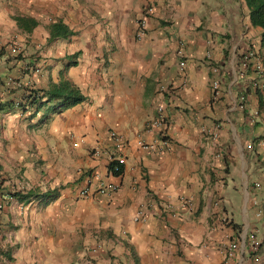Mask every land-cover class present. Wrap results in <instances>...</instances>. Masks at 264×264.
<instances>
[{
	"label": "crops",
	"instance_id": "obj_1",
	"mask_svg": "<svg viewBox=\"0 0 264 264\" xmlns=\"http://www.w3.org/2000/svg\"><path fill=\"white\" fill-rule=\"evenodd\" d=\"M248 13L244 0H0V264H264V45ZM54 21L72 34L49 38ZM61 80L84 99H47ZM160 104L164 125L147 129ZM160 133L166 147H139Z\"/></svg>",
	"mask_w": 264,
	"mask_h": 264
},
{
	"label": "built area",
	"instance_id": "obj_2",
	"mask_svg": "<svg viewBox=\"0 0 264 264\" xmlns=\"http://www.w3.org/2000/svg\"><path fill=\"white\" fill-rule=\"evenodd\" d=\"M152 13V6L150 5H146L143 7L142 12L140 14V17L138 18V20H136V30H135V36L137 38L141 37L144 34V28H145V19ZM9 49L12 53H17L18 52V47L16 46L15 43H11L9 45ZM176 54L178 56H182V52L181 50H177ZM252 53H248V55L250 56ZM205 57L208 58V55L206 54ZM209 64V70L210 72L216 74L217 73V66L214 65L213 63H211L209 61H207ZM183 61L180 60L178 62L179 66H183ZM33 72H37V69L34 68L32 70ZM256 72L258 74V77H260L259 80H261L260 82L256 83V85L258 86L259 90L261 92H264V75L262 73V71L260 70V66L257 65L256 66ZM218 84H219V80L217 78H212L210 80V88L212 90V94L213 96H217L218 94ZM23 100H27L28 99V94L24 93L23 94ZM240 106H243V97L240 96ZM156 111V115L150 120L148 121V123L146 124V128L147 129H159L162 127V125H164L165 123V116H164V109H163V105H157L155 108ZM109 137L111 138L112 142H113V146H114V150L112 154H107V160L110 164V174L112 175V172H118L120 170V168L123 167L124 165V156L122 153V147H123V142L122 139L120 138V136H118L115 131H110L109 132ZM159 141H157L156 143H145L142 141L138 142L139 147H141L144 150H161L163 147H166V140L165 137L163 135V133L159 134ZM257 146H264V139H259L256 142ZM246 147L248 149H251V145L247 144ZM92 153L94 155H98V150L94 149L92 151ZM114 176V175H113ZM87 182H89V179H86ZM88 184V183H87ZM255 187H258V184H255ZM116 189V185L112 184V183H105V184H100L97 187V192L99 194H109L111 192H113ZM80 195H82L83 197H89L90 193L88 191V187H83L80 189L79 191ZM19 209H22V205L18 206ZM142 211H138L137 212V218H141L142 219ZM250 248L255 252L257 251V248L259 246V242L252 238L249 242ZM236 248V243L234 242H230L228 244V251L227 254L230 255L232 250H234Z\"/></svg>",
	"mask_w": 264,
	"mask_h": 264
},
{
	"label": "trees",
	"instance_id": "obj_3",
	"mask_svg": "<svg viewBox=\"0 0 264 264\" xmlns=\"http://www.w3.org/2000/svg\"><path fill=\"white\" fill-rule=\"evenodd\" d=\"M244 1L249 10L248 16L250 24L252 26H258L261 28L260 44L264 45V0ZM34 24L35 23L33 22L32 26ZM47 28L49 38L66 37L72 34V31L60 21L49 23ZM44 94L46 95L47 99H60L64 106L78 103L84 99V97L79 93L78 89L66 80H61L58 84H52L50 88L44 92ZM30 97L31 103L40 98L39 95L35 93H32L28 96V98ZM121 171L122 168H120L118 172H112V175L117 176L121 173Z\"/></svg>",
	"mask_w": 264,
	"mask_h": 264
}]
</instances>
